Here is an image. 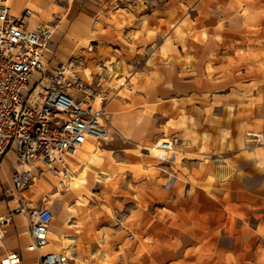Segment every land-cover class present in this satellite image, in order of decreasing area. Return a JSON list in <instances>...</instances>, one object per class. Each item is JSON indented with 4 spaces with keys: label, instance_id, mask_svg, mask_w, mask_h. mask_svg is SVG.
Wrapping results in <instances>:
<instances>
[{
    "label": "rangeland",
    "instance_id": "obj_1",
    "mask_svg": "<svg viewBox=\"0 0 264 264\" xmlns=\"http://www.w3.org/2000/svg\"><path fill=\"white\" fill-rule=\"evenodd\" d=\"M112 1L102 7L110 16L104 20L74 19L82 5L74 3L69 13V0L19 6L51 27V60L71 63L87 82L104 77V88L125 82L106 109L108 138L97 145L101 165L76 154L66 188L41 177L25 192L56 218L67 246L54 252L72 257L68 264H264V175L254 172L257 158L250 155L262 140L248 136L264 135V0H164L170 1L165 12H177L176 18H160L163 29L155 32L125 13L139 5L135 11L145 15L161 2ZM91 51L95 59L85 60ZM122 55L130 66L119 74L112 66ZM179 66L184 76L206 82L188 100ZM210 98L224 99L227 111L211 109ZM186 101L195 111L184 110ZM256 102L262 127L249 130ZM160 138L178 140V162L158 165L138 153L141 144ZM260 160L264 169V154ZM3 161L10 165L11 154ZM84 171L88 184L76 194L71 177ZM22 223L16 219L18 231L6 249L9 239L11 248L27 244ZM26 257L20 264H36Z\"/></svg>",
    "mask_w": 264,
    "mask_h": 264
},
{
    "label": "built area",
    "instance_id": "obj_2",
    "mask_svg": "<svg viewBox=\"0 0 264 264\" xmlns=\"http://www.w3.org/2000/svg\"><path fill=\"white\" fill-rule=\"evenodd\" d=\"M29 16L27 10L14 14L10 0H0V159L10 153L12 161L9 184L0 193L13 204L0 215V248L6 228L21 216L30 237L27 253L39 255L38 264H68L64 253L42 251L50 243L53 212L25 192L41 177L67 187L64 179L77 151L108 138L106 107L125 82L104 88V77L87 82L71 63L51 65L53 31L48 25L30 26ZM177 142L151 145L158 165L171 163ZM20 260L19 254H7L0 264Z\"/></svg>",
    "mask_w": 264,
    "mask_h": 264
},
{
    "label": "crops",
    "instance_id": "obj_3",
    "mask_svg": "<svg viewBox=\"0 0 264 264\" xmlns=\"http://www.w3.org/2000/svg\"><path fill=\"white\" fill-rule=\"evenodd\" d=\"M22 1L23 0H20L18 5L16 6L17 9H19V6L21 5ZM32 1L33 0H30L31 3H32ZM114 1L116 2V4H118V1H120V0H114ZM191 1H192V3H195L196 0H191ZM39 2L41 3V6H43L45 3H49L50 0H39ZM69 2L71 4V6H70V8L68 10L69 13H70V11L72 9V5L74 3H80L82 5L81 6L82 8L75 12V14L73 16L74 19H92V18H96V17L97 18L99 17V18H101L103 20L104 19H110V16H109V13H108L109 11H106L105 9H102V7H104L106 5L111 6V4L113 3L112 0H69ZM160 2H161V5L157 9H152L151 12H147V13H145V15H144V13L143 14H139V13H137L138 11H135V10H138L140 8L139 5L134 7V9H135L134 11L127 10L128 13L126 12L125 14L128 15L130 13L135 18H137L139 21H136L135 23L136 24L138 23V25H140L141 28H142V25L145 23L146 24L145 28H146L147 32H155V30L157 28L159 30H162L163 26L157 20H159L160 18L175 19L176 18L175 14H177V12H175V11L174 12H165L167 10L166 5L170 4V1L166 2L164 0H157L156 4L159 5ZM120 10H123V9H120ZM12 11H13L14 14L18 15V14H20L23 11V9H19L18 14L15 12V10H13V8H12ZM113 14L116 15L117 17L124 15V14L118 13V11H115ZM29 23H30V26H35V25H32L31 22H29ZM36 25H38V24H36ZM127 31L128 30H125V33H127ZM50 46H51V43H50ZM50 46H49V51L47 53L48 54V58L50 60V64L51 65H55L57 63H61V62H56V61L51 60V57H50V54H51ZM114 49L118 53H121V51H122V48H120V47H116ZM223 51L224 50H222V52ZM96 54L97 53L94 52V51H91L90 53H87L85 55V60H88V61L94 60ZM114 56H116V55H114ZM226 57L227 56L222 55L223 60ZM128 66H130V64H127L126 58L122 55V57L120 59L117 58L116 64L113 65L112 68H113V70L115 72H118L119 74H122L124 69L126 67H128ZM140 69H141V71H143L145 69V66L142 65L140 67ZM179 69H180V71H179V79L181 81L183 79V81H184L183 87H184V90L186 91L185 93L187 95L185 100H188L189 97H191V95H193V94L197 95L199 92L203 91L206 82L203 83V81H201V80L199 81L197 78H194L193 76L186 77L184 75L188 74V72L183 73L182 70H181V66H179ZM138 73H142L143 74V72H138ZM99 76L100 75L93 76L92 81H94V82L99 81V78H100ZM142 84H143V82H142ZM120 89L121 88L118 89V95H119V90ZM157 92H159L158 89H157ZM230 94L231 93H229L228 95H230ZM260 95H261V93H260ZM182 99H184V98H181L180 100H182ZM254 99L257 100V101H258V99L260 100V98H258V96H256V94L254 95ZM112 100L107 104V107H109V105L111 104ZM210 102H211V107H212L211 109H220L221 111H227V110L224 109V105H225L224 99H213V98H210ZM257 104H259V103L256 102L254 104V108H253V115H254L253 122L252 123L251 122H247L245 124L246 125L245 128H249V130H251V129L260 130L261 127H262L261 108ZM220 105H221V107H219ZM107 107H106V109H107ZM114 108L115 107L112 106V111H114ZM116 109H117V107H116ZM117 110H115V111H117ZM184 110L185 111H195L193 106H192V104L191 103L189 104L188 101H186V103H185ZM234 111H237V110L235 109ZM246 146L247 145L244 143L243 147H235V148L238 151V150H241L242 148H244ZM243 154H244V152L239 151L237 156L241 157ZM3 160H4V157L2 159H0V176H3V178H4L3 181H1V179H0V191H1L3 186H6V185L9 184L10 170H11V167H12V161H11L10 165H6ZM171 163H173V160L171 161ZM244 163L247 164L248 162L244 161ZM260 164H261V160L258 161V158H257V160L255 159L253 161V170H254L255 173H259L262 176V175H264V169H261V167L259 166ZM3 167H4V171L2 172V168ZM260 194H262V193L260 192ZM243 195L245 196L246 199H249V197H248L249 193L247 191H243ZM27 196L32 198V199L34 198L32 195H27ZM0 201L5 203L4 211L0 212V215H4L5 213L8 212L9 208L12 207L13 204H12V202L7 201V199H5L1 195V193H0ZM253 202L256 204L257 201L255 200ZM19 217L22 219L23 222H25L26 234H27V239H28L27 244H25L23 242V244L21 246L22 247L24 245L25 246L23 248L19 249V247L17 245L18 241H16L17 242L16 246L11 248V247L8 246V244L10 243V241H13V240L9 239L7 241V249L5 248V246L0 248V250L2 248L6 249L2 253H0V257H2L4 255H7L8 252H12V254H19L20 255V257H21L20 263H21L24 260V252L27 253L26 247L30 243V237H29V235L27 233L28 225H27L26 221L21 216H15L14 219H13V224L6 228L5 237H4L3 243L6 241V239L8 237H10V238L16 237V234H17V231H18V227L16 225V219L19 218ZM50 230H51V226H50ZM28 255H31V254L27 253V256ZM38 257H39V255L33 254V257H30L28 259L26 257V259L27 260H33V262L38 264Z\"/></svg>",
    "mask_w": 264,
    "mask_h": 264
},
{
    "label": "bare ground",
    "instance_id": "obj_4",
    "mask_svg": "<svg viewBox=\"0 0 264 264\" xmlns=\"http://www.w3.org/2000/svg\"><path fill=\"white\" fill-rule=\"evenodd\" d=\"M20 2V0H10V4L11 7L13 8V10H15V12L18 14L19 9H17V5ZM32 5L34 6H41V3L39 2V0H33L32 1ZM30 16H31V24L32 25H36L40 22V19L38 18L37 15L35 14H31L30 11ZM85 74L88 76L89 74L91 75V73H88L87 71H85ZM124 83L120 81V84ZM248 136H252L257 138H260L262 140V145L258 146L254 152L250 153V155H252L254 158H258L261 159V157L263 156L264 152V135H260L258 133H250L248 134ZM161 140H168L166 138H160ZM259 141V140H256ZM97 143L95 142H91L86 144L81 150L77 151V155H78V159L84 160V161H88L89 163L92 164H97V165H101V161L100 158L98 156V148H97ZM152 146H147L144 144L140 145V149L138 150V153L141 156H146V157H152V150H151ZM173 163L178 162L179 161V154H177V152L175 151V157L172 158ZM152 169H156L155 166ZM4 171V167L2 168V172ZM100 175H103L102 172L99 173ZM87 173L86 171H84L82 173V175L80 177H71V181H70V189L74 192V193H79V191L84 188L87 184H88V180H87ZM52 179V178H51ZM94 182H101L99 180V176H94L93 178ZM42 188V184L40 183H36L35 184V189L39 190ZM58 195V193H57ZM71 209V208H70ZM69 209V210H70ZM68 210V209H67ZM22 225L25 227V222L22 223ZM63 236H62V232L61 229L59 227L56 226V218L53 217V221L51 223V230H50V243L42 250L43 252H54V250L57 249V246H62L63 248H65L67 245L66 243L63 241ZM1 247H4V243H2ZM8 255H12V252H8ZM12 257V256H10ZM33 257V254L28 255L27 259ZM70 260H72V257L69 258ZM7 264V263H4Z\"/></svg>",
    "mask_w": 264,
    "mask_h": 264
}]
</instances>
